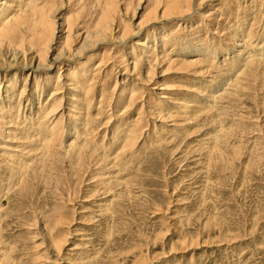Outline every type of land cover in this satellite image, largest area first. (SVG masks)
I'll use <instances>...</instances> for the list:
<instances>
[{
    "label": "rangeland",
    "instance_id": "rangeland-1",
    "mask_svg": "<svg viewBox=\"0 0 264 264\" xmlns=\"http://www.w3.org/2000/svg\"><path fill=\"white\" fill-rule=\"evenodd\" d=\"M162 1L117 0L116 15L138 24ZM14 2L58 9L44 66L39 14L0 60V120L13 123H0V264H264V0H192L182 27L160 21L59 59L68 25L91 29L107 0ZM138 39L175 60L152 81L118 67L145 57ZM82 42L73 35L71 51ZM55 89L67 97L51 114Z\"/></svg>",
    "mask_w": 264,
    "mask_h": 264
},
{
    "label": "bare ground",
    "instance_id": "bare-ground-1",
    "mask_svg": "<svg viewBox=\"0 0 264 264\" xmlns=\"http://www.w3.org/2000/svg\"><path fill=\"white\" fill-rule=\"evenodd\" d=\"M104 1V0H103ZM119 2V1H118ZM105 6L103 8V12L101 14V16L99 17V19L96 21L95 24H93V27L91 29H89L87 26V30L83 31L82 33L78 32V31H73V25L74 23H70L68 25V29H67V34L65 36V42L63 43V46L60 50V52L58 53L57 57L56 58H60L61 56H64L65 57H68V56H73L74 54H78L80 55L82 52L84 53V50L85 49H90L91 47H97L99 46L100 44L102 43H105V42H108L112 39V37L114 38V40L116 41H120V42H123V41H127L128 39H131L132 37H134L135 35H141V34H147L145 30L143 29H146L148 28L149 26L151 25H154L160 21H164V20H177V23H178V26H183V24H185V18L186 16L188 15H191L193 13L192 11V0H163L162 2H159L157 5H156V8L149 12L148 17L143 20L142 22H138V24H135L133 22V25L131 24V21L129 22H126L125 24H123V22L121 20L118 19V16L116 15V12H117V0H107V2H105ZM163 3V4H162ZM0 4H4L5 6L9 7V8H12V11L14 8H16L18 5L17 3L14 2V0H0ZM3 5V6H4ZM52 5H53V2H52ZM55 6V5H53ZM132 6V5H131ZM46 10H45V6H38V7H34L32 9H23L21 10L20 7L19 8H16V12L17 14H13V15H10L11 12H6L4 10V12H2L0 14V60L5 58L4 55H7L8 51L10 50L9 49V46L10 44L9 41L12 37L16 36L18 29L20 27H23V28H26V26H28V24L31 22V19H34L32 17H36L38 14V16L40 17L41 15V23H44V24H47L48 25V32H49V38L46 42H43L45 39H40L39 41V47H37L36 49V58H38L39 60V65H45L44 64V61H46L47 59V55H48V52H49V49H50V42L52 41L53 39V35L55 33V28H56V21H55V16H52V11L50 10H53V9H58V8H51L50 6H46ZM50 7V8H49ZM119 8V7H118ZM130 9V5L128 6V8H126V12H128ZM132 9V8H131ZM26 10V11H24ZM56 10L53 11V14ZM125 12V13H126ZM124 15V14H123ZM135 13L132 14V16L134 17ZM209 16V15H208ZM204 17H207V16H204ZM39 19V18H38ZM35 20V19H34ZM33 20V21H34ZM119 20V21H118ZM132 20V19H131ZM210 20V19H209ZM36 21V20H35ZM39 21V22H40ZM209 22V21H207ZM115 25V26H114ZM90 26V25H89ZM198 26V25H197ZM28 28V27H27ZM182 29V28H181ZM184 29V27H183ZM185 30V29H184ZM119 31L120 32V35H116L114 36L117 32ZM248 31V30H247ZM143 32V33H142ZM149 32V31H147ZM217 32V31H216ZM150 33V32H149ZM244 33V32H243ZM253 33V32H252ZM251 33V34H252ZM158 34V33H157ZM157 34H156V38L154 39V41H156L157 38ZM73 35H78V36H82L83 37V42H82V45L80 48H78L77 50H72L71 51V43L73 42ZM149 35V34H148ZM218 35V34H217ZM148 37V36H147ZM233 37V36H232ZM149 38V37H148ZM252 38V37H251ZM22 39V38H21ZM24 39V38H23ZM236 39V38H235ZM148 40H143V39H138L135 41V45L132 50H135L137 51V53H140V54H144L145 57H143L142 55L141 56H132V57H124L122 59H120L119 61V58L118 56H115V58L117 59L116 60V64L117 62L119 61L120 63L118 64L120 66H122V69H124V73L125 72H129L130 74H133L134 72H137L138 75H141L140 76V79L145 82V81H149V80H153L154 78V75H155V71H156V67L159 66L160 64H165L166 60L168 61L166 63V65L168 66L165 70H163L164 72H166L167 70L170 69V67H172V64L173 62L175 61L174 59H171L169 57H164V56H160V55H157V53L155 52L156 48L155 46L153 47L151 44H149V42H147ZM235 41V40H234ZM13 43V42H12ZM24 44V43H23ZM22 44V45H23ZM165 44V43H164ZM252 44V43H251ZM235 45V44H234ZM240 45V44H239ZM12 46V45H11ZM206 46H209V45H206ZM218 46V45H217ZM216 46V49H218V47ZM243 46L244 43H243ZM33 46L32 45H29V49L26 48V46L24 47H19L18 49L15 47L13 53L11 52L10 55L13 54V57H12V62L13 64H16L18 63V60H17V57L19 56V53H20V57L19 59L22 58L25 59V56L27 54H30L32 51H33ZM164 47V45L162 46ZM92 49V48H91ZM114 49V48H113ZM147 49V51H146ZM209 49V48H208ZM206 48H203V51L205 50H208ZM211 50H213L211 47H210ZM220 49V47H219ZM66 50H70L68 53V51L66 52L65 54V51ZM150 50V51H149ZM194 50V49H193ZM12 51V50H11ZM112 49H110V54L112 55L111 53ZM192 51V50H191ZM202 51V53H203ZM214 54H216V50L214 49ZM151 52V53H150ZM207 52V51H206ZM205 52V53H206ZM238 52V51H237ZM116 53V51H115ZM126 53V52H125ZM201 53V52H200ZM209 53V52H208ZM65 54V55H64ZM193 54V53H192ZM67 55V56H66ZM129 55V54H128ZM127 55V56H128ZM228 56V55H227ZM226 56V58H227ZM31 58L30 59H34L35 57V54L30 56ZM113 57V55H112ZM111 56L106 58V59H103L101 60L97 66L99 67V70L105 66L107 64L108 61H111L110 59L112 58ZM209 57V56H208ZM249 57V56H247ZM54 58V59H56ZM132 58V59H131ZM199 58V57H198ZM206 58V57H205ZM7 59V58H6ZM203 59L204 58H200L198 61L197 59H193V58H190V59H186L185 62H184V66L186 67H190V66H200L201 63L200 61L203 63ZM246 59V58H244ZM242 59V61L244 60ZM249 59V58H248ZM205 60V59H204ZM4 61V59H3ZM2 63V62H1ZM0 63V64H1ZM34 63V62H33ZM11 64V63H10ZM245 64V63H244ZM7 65V64H6ZM12 65V64H11ZM47 65V64H46ZM204 65V64H203ZM96 66V67H97ZM5 67V66H4ZM10 67V66H8ZM97 67V68H98ZM145 67L147 68L146 71L144 73L141 72V69ZM97 68H96V71H97ZM111 68V67H110ZM112 69V68H111ZM95 70V69H94ZM98 70V71H99ZM102 71V70H100ZM98 72L99 74L101 72ZM240 72V71H239ZM123 74V73H122ZM92 75V74H91ZM157 75V74H156ZM242 75V74H241ZM81 77V76H80ZM60 78V77H59ZM123 78L125 79V76H123ZM72 78H70L71 80ZM75 79V78H74ZM73 80V79H72ZM88 81V80H87ZM57 83H60V82H57ZM67 83V82H66ZM69 83V81H68ZM67 83V84H68ZM74 83V82H73ZM151 83V82H150ZM61 84V83H60ZM65 84V82L63 83ZM67 84H65V86H67ZM72 84V82H71ZM70 84V85H71ZM116 84L118 85V80L116 81ZM135 85V84H134ZM61 86V85H60ZM69 86V85H68ZM73 85H71V88ZM63 87V86H62ZM60 88V87H59ZM134 88V87H133ZM137 89V88H135ZM134 89V91L132 90L131 91V95L129 97V105H131L134 100L136 99V90ZM139 89V87H138ZM116 90V89H115ZM141 90H143V87H141ZM24 89H21L20 91V102H21V98L23 97L22 95H24ZM59 90H56L53 91L52 93V96H51V99L54 100V98H56V100L54 101V105L52 107V109L50 110V113L51 114H55L56 112L55 109H57L59 106H61L63 104V101H64V98L66 99L65 95L63 96V94H61V98L59 96H56L58 94H60L61 92H58ZM52 92V91H51ZM138 92V91H137ZM224 92V91H223ZM165 93V92H162V94ZM167 93V92H166ZM219 93V92H218ZM221 93V92H220ZM226 94V92H225ZM164 96H161V97H166V94H163ZM211 96V95H210ZM58 97V98H57ZM69 98V97H68ZM13 99V98H12ZM11 99V100H12ZM75 99V98H74ZM71 100V99H70ZM154 100V99H153ZM50 101V100H49ZM48 101V103H49ZM66 102V100H65ZM19 103V102H18ZM17 103V104H18ZM47 102H45L46 104ZM150 103V102H149ZM176 104L179 103V102H175ZM21 103H19L20 105ZM77 104V103H76ZM158 104V103H157ZM8 106V105H7ZM10 106V105H9ZM73 106V105H72ZM186 106V105H185ZM191 106V105H190ZM21 107V106H20ZM19 107V108H20ZM12 108V107H11ZM10 108V109H11ZM42 109V108H41ZM54 109V110H53ZM185 109V108H184ZM13 110V109H12ZM18 110V109H17ZM10 112V111H8ZM46 112V111H45ZM188 112V111H187ZM5 113V112H4ZM3 113V115H4ZM160 113V112H159ZM10 114V113H9ZM161 115V114H160ZM169 115V114H168ZM11 116H12V113H11ZM10 116V117H11ZM167 116V115H166ZM7 117V116H6ZM157 117H158V114H157ZM170 117V116H169ZM160 118V117H158ZM1 119L0 120V123H5L6 122V129L9 128V127H12L13 123H12V120L11 121H8V120H5V118H2L1 116ZM9 119V118H8ZM49 119V118H48ZM52 119V118H51ZM4 120V121H3ZM261 121V120H260ZM49 122V121H48ZM57 122V121H56ZM12 123V124H11ZM53 123H54V120H53ZM47 124V123H46ZM50 125V124H49ZM55 125V124H54ZM53 128V127H52ZM5 129V130H6ZM9 130V129H7ZM132 131V130H131ZM8 132V131H7ZM50 134V133H49ZM131 137V136H130ZM136 138V137H134ZM132 140V139H131ZM133 141V140H132ZM135 142V140H134ZM8 145V144H7ZM9 146V145H8ZM7 147V146H6ZM124 147V146H122ZM9 149H10V146H9ZM16 149V148H15ZM124 150V149H123ZM124 152V151H123ZM60 244V243H59ZM193 245L194 243L193 242H188L187 245ZM185 245V246H187ZM197 245V243H195V246ZM58 248L60 249L61 248V245H58ZM184 246V247H185Z\"/></svg>",
    "mask_w": 264,
    "mask_h": 264
}]
</instances>
